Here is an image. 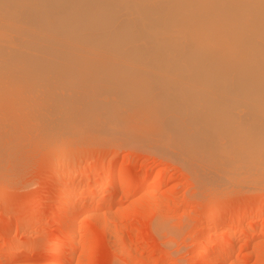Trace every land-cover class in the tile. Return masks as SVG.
<instances>
[{"label": "bare ground", "instance_id": "1", "mask_svg": "<svg viewBox=\"0 0 264 264\" xmlns=\"http://www.w3.org/2000/svg\"><path fill=\"white\" fill-rule=\"evenodd\" d=\"M122 131L175 156L203 193L264 190V0H0V170L30 147ZM129 171L104 205L91 189L60 195L98 199L76 200L68 247L81 211L112 205L151 175ZM70 252L50 264H68Z\"/></svg>", "mask_w": 264, "mask_h": 264}, {"label": "rangeland", "instance_id": "2", "mask_svg": "<svg viewBox=\"0 0 264 264\" xmlns=\"http://www.w3.org/2000/svg\"><path fill=\"white\" fill-rule=\"evenodd\" d=\"M96 133L66 139L67 144L66 140L57 142L62 144L60 150L56 143L42 144L55 146L49 147L50 152L41 144L42 150L30 147L29 154L25 150L27 154L23 152L20 159L4 163L0 170V264L11 254L14 257L7 264L57 263L70 251L73 257L68 264H264V190L229 187L214 195L203 193L191 172L171 153L145 147L150 143L143 140V147L138 140L137 145L129 144L123 131L117 134L119 141L110 132L98 138ZM126 169L151 175L132 182L136 192L101 207L113 193L115 177ZM104 174L110 175V184L101 186L98 179ZM162 178L169 180L161 183ZM67 189L72 194L91 189L102 196L100 206L77 216L74 248L67 245L72 240L63 236L66 219L77 202L98 199L87 194L80 199L75 195L60 198ZM235 218L240 219L234 224ZM227 230L236 235L230 245ZM52 240L61 242L60 247L47 258ZM205 248H209L207 253L200 254Z\"/></svg>", "mask_w": 264, "mask_h": 264}]
</instances>
